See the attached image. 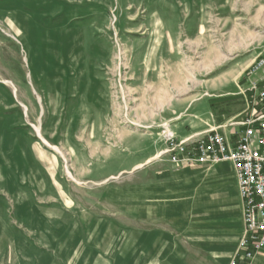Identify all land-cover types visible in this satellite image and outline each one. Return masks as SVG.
I'll return each mask as SVG.
<instances>
[{"label": "rangeland", "instance_id": "obj_1", "mask_svg": "<svg viewBox=\"0 0 264 264\" xmlns=\"http://www.w3.org/2000/svg\"><path fill=\"white\" fill-rule=\"evenodd\" d=\"M261 56L264 0H0V264H222L233 180L166 135L243 118Z\"/></svg>", "mask_w": 264, "mask_h": 264}, {"label": "built area", "instance_id": "obj_2", "mask_svg": "<svg viewBox=\"0 0 264 264\" xmlns=\"http://www.w3.org/2000/svg\"><path fill=\"white\" fill-rule=\"evenodd\" d=\"M243 83L246 87L237 95L244 99L246 113L227 125L237 128L232 131L235 140L219 129L181 140L168 133L164 151L178 166L231 163L243 203L244 230L230 264H246L264 254V56L247 68Z\"/></svg>", "mask_w": 264, "mask_h": 264}, {"label": "crops", "instance_id": "obj_3", "mask_svg": "<svg viewBox=\"0 0 264 264\" xmlns=\"http://www.w3.org/2000/svg\"><path fill=\"white\" fill-rule=\"evenodd\" d=\"M2 81L7 84H10L14 89V86H15L14 81H12L11 79H3ZM52 83L54 82L48 80L45 83H43V85L41 86L42 87L47 86ZM193 103L194 101L188 102V104L185 106L186 109L184 113H186L187 115L189 114L191 116L190 117L191 120L195 121V119H199V120L202 119L204 123L203 125L197 124L198 126L193 131L189 132V134L187 135H177L174 133L177 139L181 140V139L189 138V136H200L205 132H208L211 130H217V129H219V131L225 134L229 139L231 140L236 139V136L233 134L234 132L232 131L236 130L237 128L227 127V125L231 123L232 120H234L238 116L237 112L232 113L228 118H226L225 119L226 122H224L222 125L212 126L211 125L212 121L211 119H209L210 113H207L206 111L205 112L199 111V108H201L202 105L204 104L200 105L201 107L198 106L199 108L195 106V110H193L194 109ZM25 107L27 108V106ZM177 114H181V113H177ZM205 117L208 120L207 122L204 121ZM223 117L225 118V116ZM205 127H208V128H205ZM191 166H202V167L213 166L214 167V165L204 164V165H190L189 167L181 166V168L187 169V168H190ZM215 166H220L221 169L226 170L227 182L229 181L230 178H232L233 182L231 183L232 185L228 183L226 184L227 185V195H225L224 193H221L218 196L219 201L215 199V197L208 198L209 201L207 205L206 214L207 216H209L208 219L210 220V222L215 223L218 229L219 227L223 228V225H224L223 219L227 217L225 216L226 215L225 209L228 208L231 248L227 249L228 251L225 256L226 258L224 259L222 264H230L231 260L234 258L236 250L238 249V246L240 243L239 240L244 230L243 213H242L243 203H242V198H240V194H239V188L237 184L235 170H233L231 163L221 162ZM218 202L221 204L217 205ZM227 204H228V207H227ZM211 226H214V225L211 224ZM226 227L227 226H224V228ZM246 264H264V254L257 255L253 260H251L250 262H247Z\"/></svg>", "mask_w": 264, "mask_h": 264}, {"label": "bare ground", "instance_id": "obj_4", "mask_svg": "<svg viewBox=\"0 0 264 264\" xmlns=\"http://www.w3.org/2000/svg\"><path fill=\"white\" fill-rule=\"evenodd\" d=\"M36 131H37V133L39 134V136L41 137L43 143H44V144L46 143L47 145H50V144H48V142H47L46 140L43 139V136H42V134L40 133L39 128H36ZM54 149H56V147H54ZM58 153H59V154L61 153V155L63 156L62 152H58ZM68 175H70V174L68 173ZM70 176H72V175H70Z\"/></svg>", "mask_w": 264, "mask_h": 264}]
</instances>
